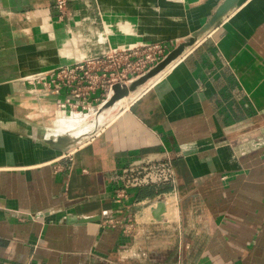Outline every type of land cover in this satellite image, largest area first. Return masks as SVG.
I'll use <instances>...</instances> for the list:
<instances>
[{
	"label": "crops",
	"instance_id": "obj_1",
	"mask_svg": "<svg viewBox=\"0 0 264 264\" xmlns=\"http://www.w3.org/2000/svg\"><path fill=\"white\" fill-rule=\"evenodd\" d=\"M58 1L0 0V264H264V0L216 21L225 0ZM192 37L112 120L45 144L55 96L27 77L91 52L70 42ZM165 158L175 183L117 202Z\"/></svg>",
	"mask_w": 264,
	"mask_h": 264
},
{
	"label": "rangeland",
	"instance_id": "obj_2",
	"mask_svg": "<svg viewBox=\"0 0 264 264\" xmlns=\"http://www.w3.org/2000/svg\"><path fill=\"white\" fill-rule=\"evenodd\" d=\"M182 43L179 41L119 42L97 39L70 42L69 46H74L77 49H89L91 52L87 57H76L74 61H71L72 63L69 61L61 62L52 69L60 68L69 63H86L88 64V69L81 83L76 82L70 90L58 89L57 87H41L40 85L36 88H26V91H32L30 93L36 96L45 97L51 94L55 96L54 123L42 127L46 136L44 138L45 144L55 147L56 150L62 153L68 147L73 148L74 143L87 135L76 137L71 133L78 135L83 123H90L92 126L94 124V114H99L107 108L104 103L117 92V89L129 88L133 82L146 75ZM45 72L28 76V83L31 84V82L39 80V76L47 74ZM117 86L118 88L116 89ZM77 114L85 116L79 120H71L70 127L66 131L61 132L63 134L53 136V133L57 130L56 120L61 118L67 120ZM68 137L71 142L67 139Z\"/></svg>",
	"mask_w": 264,
	"mask_h": 264
},
{
	"label": "built area",
	"instance_id": "obj_3",
	"mask_svg": "<svg viewBox=\"0 0 264 264\" xmlns=\"http://www.w3.org/2000/svg\"><path fill=\"white\" fill-rule=\"evenodd\" d=\"M64 8L65 1L59 0L58 10L61 14L63 13ZM87 69L88 64L83 62H78L77 64H66L60 68H55L45 72L47 74H42V76L38 77L39 80L31 82V84L35 88L40 85L41 87H57L58 89L63 88L70 90L76 82L81 83ZM143 85L144 86L141 88L139 93L145 91L151 86V84L146 85V83ZM126 173L128 174L126 184L124 187L115 190V199L120 203L128 198L129 191L131 189L176 182V175L169 158L159 161L148 160L143 164L128 168ZM106 222L112 225L116 224V221L113 218H106ZM126 229L127 231L130 230L128 227Z\"/></svg>",
	"mask_w": 264,
	"mask_h": 264
},
{
	"label": "water",
	"instance_id": "obj_4",
	"mask_svg": "<svg viewBox=\"0 0 264 264\" xmlns=\"http://www.w3.org/2000/svg\"><path fill=\"white\" fill-rule=\"evenodd\" d=\"M238 0H225L217 9L216 14L214 16V20L220 19L225 13H227L237 2ZM195 43V38L192 37L188 41L178 45L174 50H172L166 57L163 59L158 65H156L152 70H150L146 75L138 78L133 84L128 88H122L121 90L117 89V92L107 100L104 105L105 107H110L117 100L127 96L131 91H135L138 87L145 84L150 78L154 77L164 69L168 65H170L174 60H176L185 50L186 47L191 46ZM256 126L248 129H254Z\"/></svg>",
	"mask_w": 264,
	"mask_h": 264
},
{
	"label": "bare ground",
	"instance_id": "obj_5",
	"mask_svg": "<svg viewBox=\"0 0 264 264\" xmlns=\"http://www.w3.org/2000/svg\"><path fill=\"white\" fill-rule=\"evenodd\" d=\"M178 60V59H177ZM175 62V61H174ZM169 66V65H168ZM167 66V67H168ZM166 67V69H167ZM165 71V69L163 71H161L160 73H158L157 75H155L154 77L150 78L147 82L146 85L148 84H152L155 83L156 80H158V78L161 76V74ZM144 85H141L137 90L135 91H131L127 96L117 100L114 104H112L110 107H107L104 111L100 112L99 114H94L93 116V125L87 129V133H92L93 131H96V129L101 126L102 124L112 120L119 112L123 111L130 103L131 101L138 95L139 90L143 87ZM83 114V113H82ZM62 116V115H61ZM85 115H75L67 120L64 119H58L56 120V129L57 131H59V134H63L61 133L62 131H66L68 127H70V122L73 119L79 120L81 118H83ZM55 128V127H54ZM102 128V127H101ZM70 130V128H69ZM86 131V130H85ZM85 132H83V130L81 129L78 132V135H81ZM69 140V137L67 138ZM60 140V139H59ZM67 140V143H68ZM77 140V139H76ZM61 141V140H60ZM70 141V140H69ZM56 142V141H55ZM71 142V141H70ZM78 143V142H77ZM71 145V143H70ZM74 145V144H73ZM69 148V147H68Z\"/></svg>",
	"mask_w": 264,
	"mask_h": 264
}]
</instances>
